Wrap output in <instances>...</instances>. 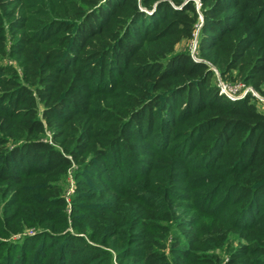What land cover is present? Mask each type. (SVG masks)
I'll return each mask as SVG.
<instances>
[{
	"label": "trees",
	"instance_id": "1",
	"mask_svg": "<svg viewBox=\"0 0 264 264\" xmlns=\"http://www.w3.org/2000/svg\"><path fill=\"white\" fill-rule=\"evenodd\" d=\"M9 2L0 10L23 29L11 44L22 72L0 64V179L18 182L31 161H69L39 138L47 124L74 158L111 171L124 159L123 176L140 167L144 147L155 148L138 179L145 189L186 181L190 164L217 174L239 225L264 216V110L250 92H221L206 63L264 95V0H200V13L193 0H61L33 18ZM2 28L0 16L4 53ZM195 30L200 60L175 49ZM151 237L142 231L136 255L164 264Z\"/></svg>",
	"mask_w": 264,
	"mask_h": 264
},
{
	"label": "rangeland",
	"instance_id": "2",
	"mask_svg": "<svg viewBox=\"0 0 264 264\" xmlns=\"http://www.w3.org/2000/svg\"><path fill=\"white\" fill-rule=\"evenodd\" d=\"M11 1L7 10L15 4L17 16L33 18L45 16L61 0ZM193 1L200 13V0ZM0 14L6 42L0 64L21 75V58L11 44L23 29L11 21L14 17ZM196 34L175 49L200 60ZM206 63L214 72L212 83L232 88L243 83L242 91L247 90L242 96L250 92L257 108L264 110V95L251 82L236 76L235 70L221 75L214 64ZM39 138L69 161L51 168L31 161L20 170L18 182L0 179V264H144L136 255L142 231L151 234L164 264H264V216L254 212L239 225L230 212L235 203L228 202L216 173L186 164L191 174L186 181L169 189H145L138 179L159 154L155 148L144 147L140 167L123 176L124 159L113 162L111 171L108 165L89 163L88 155L74 158L47 124Z\"/></svg>",
	"mask_w": 264,
	"mask_h": 264
},
{
	"label": "built area",
	"instance_id": "3",
	"mask_svg": "<svg viewBox=\"0 0 264 264\" xmlns=\"http://www.w3.org/2000/svg\"><path fill=\"white\" fill-rule=\"evenodd\" d=\"M218 86H219V90L221 92L225 93L226 95H228L230 97H240L247 90L245 88L244 91H242V89H243V83H237L232 88L230 85H227V84L219 81ZM239 91H242V92H239Z\"/></svg>",
	"mask_w": 264,
	"mask_h": 264
}]
</instances>
